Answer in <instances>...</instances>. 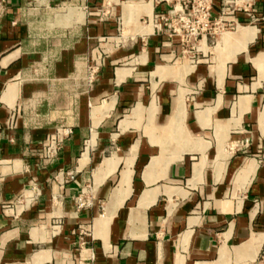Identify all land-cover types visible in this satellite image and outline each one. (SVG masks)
<instances>
[{
	"label": "crops",
	"instance_id": "1",
	"mask_svg": "<svg viewBox=\"0 0 264 264\" xmlns=\"http://www.w3.org/2000/svg\"><path fill=\"white\" fill-rule=\"evenodd\" d=\"M231 8L191 61L155 0H0V264H264V0Z\"/></svg>",
	"mask_w": 264,
	"mask_h": 264
},
{
	"label": "built area",
	"instance_id": "2",
	"mask_svg": "<svg viewBox=\"0 0 264 264\" xmlns=\"http://www.w3.org/2000/svg\"><path fill=\"white\" fill-rule=\"evenodd\" d=\"M220 7L218 13L213 14L214 0H155L156 3L165 4L169 10L155 21V30L158 34L165 36L168 40L176 39L181 49L182 55H195L201 52L200 42L207 40L214 41L215 37L223 31L229 30L232 25L223 20L224 17L233 14L231 6L238 7L243 11L247 7L255 5L258 0H219ZM250 23H257L261 18L254 17L249 13L246 15ZM121 32L112 40L114 47L117 48L123 42ZM189 59L194 61V56ZM99 62L92 59L85 66L84 75L74 76L68 79V86L72 93L78 91H87L96 82L99 74ZM9 127L12 128V119ZM72 130L69 127L57 129L49 135L40 148V158L45 164L53 161L64 143L71 135ZM246 142L242 143V147ZM71 173H67L70 177ZM34 199L33 194L22 193L14 200L15 204L31 203ZM78 206L82 207L83 202L78 199Z\"/></svg>",
	"mask_w": 264,
	"mask_h": 264
}]
</instances>
